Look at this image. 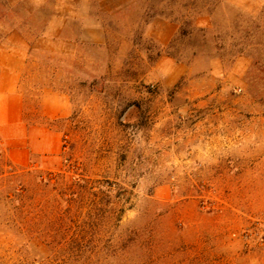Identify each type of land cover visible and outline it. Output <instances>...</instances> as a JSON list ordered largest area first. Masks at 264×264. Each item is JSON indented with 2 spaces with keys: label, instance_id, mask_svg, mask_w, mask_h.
I'll return each instance as SVG.
<instances>
[{
  "label": "rangeland",
  "instance_id": "rangeland-1",
  "mask_svg": "<svg viewBox=\"0 0 264 264\" xmlns=\"http://www.w3.org/2000/svg\"><path fill=\"white\" fill-rule=\"evenodd\" d=\"M20 64L0 264H264V0H0Z\"/></svg>",
  "mask_w": 264,
  "mask_h": 264
},
{
  "label": "crops",
  "instance_id": "crops-1",
  "mask_svg": "<svg viewBox=\"0 0 264 264\" xmlns=\"http://www.w3.org/2000/svg\"><path fill=\"white\" fill-rule=\"evenodd\" d=\"M171 37V32H169L168 36L166 39H169ZM15 59L18 60V56H15ZM20 69H21V64L14 67H7L6 72L9 74V76L11 77V82L9 83V86L6 87L5 89L0 88V109L4 108L7 105V97L11 96L13 98H15V100L13 99V104H14V108L15 110L18 112L20 110L19 108V104L21 102L18 94H17V90H16V84H17V76L20 73ZM18 118V115H17Z\"/></svg>",
  "mask_w": 264,
  "mask_h": 264
},
{
  "label": "built area",
  "instance_id": "built-area-1",
  "mask_svg": "<svg viewBox=\"0 0 264 264\" xmlns=\"http://www.w3.org/2000/svg\"><path fill=\"white\" fill-rule=\"evenodd\" d=\"M256 234V238L264 243V218L255 219V227L253 229H248L247 234Z\"/></svg>",
  "mask_w": 264,
  "mask_h": 264
}]
</instances>
